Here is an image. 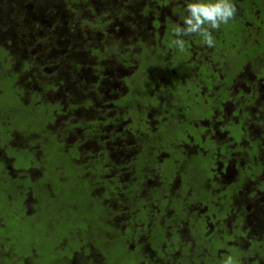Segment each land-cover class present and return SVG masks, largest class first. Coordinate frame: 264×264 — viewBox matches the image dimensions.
Returning <instances> with one entry per match:
<instances>
[{"label": "trees", "instance_id": "1", "mask_svg": "<svg viewBox=\"0 0 264 264\" xmlns=\"http://www.w3.org/2000/svg\"><path fill=\"white\" fill-rule=\"evenodd\" d=\"M0 1V48H4L10 58L13 57L12 72L5 78H9L11 81H15V77L20 79L22 73L25 72L20 67L21 62L24 68L31 67V61L34 62L32 66L36 67L34 69L32 67L33 70L31 69L29 78H33L35 83L32 84L36 86V92L41 95V97L38 95L37 99L47 101V107L52 114L61 115L65 112L61 111L63 107L73 111L88 108L93 110V92L102 93L97 96V102H95L96 104L100 103L106 93L105 84L109 81V83L113 82L116 77L104 66L110 64L116 68L118 64L126 60L125 69L122 71L124 72L127 67L133 65L132 58H129V55L123 51L127 46H125L126 43H123L125 38L118 36L119 32L124 31L121 29L122 26L130 28V31H136L131 23L132 16L128 14L130 4L126 7V3L131 0H15V3L13 0ZM149 1L154 10H149L146 1L143 4L140 2V7L144 12L148 10L153 13V21L157 24L160 18L156 9L159 8L158 5L167 6L169 14L168 18L164 19L165 22H168L167 19L169 20L173 16L171 6L178 8L174 13L178 15L176 22L169 21L165 24L167 29L164 30L172 42V45L168 46L169 50L175 47L177 51L173 53L171 59L156 58V61L151 62L153 65L150 73L145 71L149 76V82L146 83L148 90L157 93V97L167 92L172 93L174 97L164 101L156 99L153 106L146 104L142 107L139 106L141 102L132 101V96L129 97V94L136 92V89L127 86L126 90L123 87L121 96L115 99L113 104L110 103L112 104L110 107H116L119 111L107 119V125L111 126L108 130L110 137L106 139L103 137L101 139L104 140H101L97 136L101 132L100 129L92 127L93 132L89 131L90 135L82 144L87 143L86 147L93 146L92 148L88 147L87 151L83 147V151L86 153L83 157L80 148L71 149L70 145L64 152L60 141H56V137L53 136L50 146L53 147L59 160L54 162L48 160L45 164L41 163L43 160L40 162L35 160L39 162L38 166L44 165L43 168L49 170L47 172L50 179L47 180V183H43L42 180L35 185L34 183L38 182L43 177L42 175L34 183L30 180L28 189L30 191L27 192L25 188L24 190L20 189L21 199L24 201L22 207H25L28 202L29 205L34 202L33 190L41 185H45L51 195L47 199L51 201L53 209H55V201H59L58 198L65 197L67 201L71 202V206L55 211L56 219L52 218V220L58 221L57 224H53V229L61 232L60 240H58L63 241V237L67 236L70 238L68 244L75 242L69 247L64 245L63 249L61 251L59 249V251L70 255L74 250L82 251L80 250L81 246L86 244L88 249L90 248L89 251L96 254L89 256L94 261L87 259L89 264H102L108 249L114 248V252H117L123 242L126 243L122 244L123 248L134 250L137 260L142 259L146 262L152 260L156 264H158V260H165L169 254L163 252L162 255L163 241L160 236H154L157 225H160L159 232L163 229L173 234L177 245L191 249L183 264H197L201 261L205 264H216L214 259H211L212 256L203 257L215 254L210 246L202 243V240L209 242L207 237L213 232L204 228L201 231L194 230L195 226L192 223L188 225L191 228L184 227L188 221L186 214L190 211L195 213V208L192 207L194 205L204 206L205 203L210 207L208 201L211 199V195L218 193L222 198L218 200L221 211L217 218L222 216L220 221L226 225V230L222 225L216 226L221 229L220 237L225 235L231 237V235L237 234L236 238L240 237V239L238 246L235 247L242 250L240 257L248 256L249 264H258L260 256L264 257V92L254 97L249 91L256 89L257 85L259 88L264 86V16L260 19L259 16L254 17L253 15L259 6L262 7L261 2L264 3V0H256V2L238 0V3L231 0L235 6H239L238 13L228 23L221 24L219 29H209L216 44L215 47L209 48L205 46L204 37L200 33L178 35L177 29L183 30L188 27L184 20L187 16H191V13L188 12L189 4L215 2V0ZM10 3L12 13H10ZM256 6L258 7L256 8ZM14 8H16V12L13 11ZM241 8L244 12H241ZM84 10L90 14L85 16ZM259 13L260 9L256 15ZM88 17L91 18V21ZM88 23L92 25L89 26ZM152 27L156 28L155 25ZM205 27L207 28V25ZM259 27L261 30L258 29ZM43 30H50L48 37L53 38V35L57 40L59 39L61 45L56 48H62L63 52L58 58L55 57L51 60L40 57V54L45 53L43 44L33 45L25 36V32ZM88 37L92 39H88ZM177 39L184 41L183 49L175 43ZM126 40L128 43V38ZM161 40L156 42V47L160 51L163 48L166 52L165 45L163 47L164 43ZM201 44L204 45V48L200 47ZM55 45L47 48H53ZM119 46L122 50L117 51ZM148 46L145 45V47ZM196 48L195 55L192 56V50ZM84 53L96 56L100 60V65L94 66L103 67L100 69L101 73H93L94 66L90 67L91 72L87 70L89 66L83 61ZM15 55L19 59L17 69H15ZM7 60H9L8 57ZM163 65L167 66L166 70L155 69ZM0 66H2V59H0ZM177 67L182 68V71H177ZM142 70L135 69L133 72L129 70V73L127 70L122 82L126 84L128 81L136 80L137 74L140 76L144 73ZM46 73L50 75V79L46 78ZM183 73H187V75ZM84 77L92 79L89 82L91 86H87L88 88L83 87ZM79 79H82L83 84ZM242 85L246 87L247 92L241 90ZM233 86H236L237 89H234ZM59 89L62 90L60 93L62 97L59 94L60 99L52 96L53 100L46 96V93ZM16 90L21 97L23 87ZM124 90H126L125 94L122 95ZM233 98L234 100H232ZM225 101L234 105L232 117L239 119L238 124H235L237 120L231 119V128L224 127L223 124L219 125V127L222 126L220 127L222 132L227 128L232 141L226 142L224 138H215L213 132L209 131L206 125L200 128L204 136L200 135L197 138L195 129L189 126L188 122H192L197 128L196 124H199L195 116L204 113L203 117L214 123L215 120L212 116L215 107ZM200 106H203V111L199 109ZM156 107H158V111ZM154 109L157 112L151 113L150 110L155 111ZM208 109L209 111H207ZM179 110L184 114V118L181 119V122L179 121L176 130L171 132L170 130L178 119ZM69 113L74 117V113L70 111ZM52 114L48 115V121ZM150 117L155 122H152ZM53 118L55 119V116ZM248 118L251 120L248 122L249 124L258 125L257 136L258 134L259 136L251 145L248 143L249 148L240 163V157L237 160L233 159L228 153V148L242 138L245 126L242 128L241 124ZM127 119L128 121H126ZM52 122H54V127L59 130V136L56 132L54 134L63 137L64 132L60 131L62 122L56 119ZM97 123L98 120L92 125L95 126ZM49 133L52 135L51 131ZM196 146L197 148H195ZM91 149L94 150L91 151ZM159 150L166 152L165 157L175 150H178L182 156L171 159L172 167L169 170L164 166L166 165L164 164L165 158L160 166L155 165L157 161L155 158L159 155ZM94 151L98 153L95 154ZM31 152L32 149L29 150V153ZM198 152L206 159L199 162L203 173L202 179L194 177L191 161L194 154L197 155ZM49 155L48 148L46 156H44L45 159ZM126 157H131L130 164L121 167L123 165L121 161ZM230 159L233 163L238 162L236 163L234 183L227 185V181L217 182L216 179L219 178L217 171L219 168L224 170L228 165H232V162H229ZM65 160L67 161L65 162ZM224 161H228L229 164ZM29 165H33V163L30 161ZM38 166L35 167L38 169ZM159 169L161 171H158ZM223 170L222 177L224 176ZM152 173L158 175L155 177L153 187H149V191H146L145 194L141 193L143 179L150 178ZM21 177H25V175ZM28 177L31 179L30 173ZM175 177L181 181L180 187L169 185L168 181ZM247 181L252 185L246 186ZM235 193H238L236 195L241 202L233 201ZM226 199L230 201L229 204L224 203ZM5 200L7 201V199ZM79 205L83 207L82 213L74 215ZM49 206L47 203V207ZM222 211H233L235 216L225 219L228 215L226 216L227 213ZM143 212L146 213L145 216H143ZM22 213H24L23 210L20 211V214L15 211V219L20 218ZM119 215H126L125 219H129L137 225H133V229H129L133 233V237L131 235L125 237L124 233L121 236L120 230L115 224V221L118 223ZM207 215L206 213L197 214L198 221L195 225L208 223L207 220L211 216ZM163 220L165 224H161ZM142 222L146 224L140 225ZM142 227L147 228L149 236H151L148 244L149 251H146V246L138 239L139 235L135 230ZM15 232L20 233V230L15 229ZM191 232L192 235L194 232L199 234V238L196 240L199 244L198 249L190 243L192 236L189 234ZM18 235L15 236L18 237ZM98 238L102 241L100 248L96 246ZM153 238L161 240L152 243ZM58 240L57 242H59ZM130 243L133 248L128 247ZM141 244L144 247H135V245ZM171 244L175 246L173 242ZM56 249H58L57 246ZM56 249L53 247L51 251ZM65 251L68 252L65 253ZM36 252H38V245L32 244L29 247V253L35 259H37ZM227 253L236 259V255L231 254L232 252H221L220 254ZM256 256L259 259H256ZM27 261H19L16 264H27Z\"/></svg>", "mask_w": 264, "mask_h": 264}, {"label": "rangeland", "instance_id": "2", "mask_svg": "<svg viewBox=\"0 0 264 264\" xmlns=\"http://www.w3.org/2000/svg\"><path fill=\"white\" fill-rule=\"evenodd\" d=\"M12 1V0H10ZM146 1V5H149V10H154L152 8V3H150L149 0H131L126 3V7H128V14L132 16L131 23L134 25L136 31H130V28H125L124 26L121 27V29H124V31H121L118 33V36L124 37L125 39L128 38L129 42L127 43V40L123 39V43L125 44L126 48L123 49L124 52H126V55H129V58H132V64L131 66L126 68V71L131 70L132 72L135 69L141 70L144 72L143 74H137L135 78L136 80L128 83L122 82L123 76L125 75L126 71L122 72L123 69H125L124 64L126 60L120 64L116 68H113L110 64L106 67L108 69V72L112 73V75H116L113 82L109 83L107 82L105 84V95L104 99L101 100L100 103L97 102V96H99L102 93H97V91L93 92L94 94V101H93V110L88 109H77L75 111L68 110V108L63 107L61 108L62 114L55 115L50 113L49 108L47 107V101L45 102L42 99H37V96L40 95V93L36 92V86L32 83L33 78H29L31 75V69L34 62L31 61V67L28 68L23 66L22 62L20 64V67L25 72L22 73V76L20 79L18 77H15V81H11L7 77V75H10V72H12L13 68V62L12 58L9 57L8 52L4 48H0V59H2V66H0V264H16L17 262H25L27 261V264H89L87 262V259L89 261L94 262L89 256H92V254L88 249V246L86 244H83L81 246L82 251L77 252V250H74L68 254H64L60 252L64 245L65 247H69L74 241L71 242V244H68V241L70 240L69 237L65 236L63 237V241H59V235L61 232H57L53 229V224H57L58 221L52 220L56 219L57 213L55 211L61 210L62 208L66 206H71V202L67 201L65 197L58 198L59 201H55V209L52 207L51 201H49L47 198L51 197L49 192L47 191V188H45V185H41L37 187L34 191L35 198L34 202L29 205V202L25 204V207H22L24 202L22 198V194L20 192V189L24 188L28 191L30 183H34L35 180H38V182L34 183L35 185L38 184L43 180V183H47V180L50 179L48 176L49 170H45L43 167L44 165L38 166L39 162L42 161V164H45V162H48V160L58 161L59 157L57 156L56 152L54 151L53 147L50 146V141L52 140L53 136L56 137V141H60L61 145L64 147L63 151L66 152L68 150V146L70 145L71 149H81L82 154L81 156H85L84 153L87 151V148H92L93 145L87 146V143L82 144L84 140L88 138L90 135L89 131H92L91 128L95 127L96 129H100V133H98V137L101 139L104 137V139L109 138V125L108 120L109 117L116 115L119 111L116 107H110L113 104V101L117 99L119 96H121L122 88L124 87L126 90L128 89L127 86H131L136 89V92H132L129 94V97L133 99L132 101L140 103L139 106L144 107L146 104H151L152 106L155 104V100L158 99V101H164L167 98H173L174 96L172 93H164L157 97V93L152 92V90H148L147 88V82H149V76L146 75L145 71L150 73L151 66L153 65L151 62L153 60L156 61V58L161 59H171L173 57V53L177 50H175V47L169 50L170 48L168 46H171L172 42L168 39V36L166 35V26L165 24L169 21H175L178 18V15H175L174 13L177 12L178 8H175L171 6V12L173 16L167 19L168 22H165V18H168V12H167V6L164 5H158L159 8H156L157 11L160 13V18L158 19V24L153 21L152 15L153 13L149 12L148 10L143 11L140 7V2L143 4ZM181 0H178L180 2ZM1 2V1H0ZM136 2V3H135ZM13 3H15V0H13ZM135 3V4H134ZM262 7L259 6L258 9H260L259 18L261 19L262 16H264V3L261 2ZM163 6V7H162ZM258 6H256L257 8ZM9 8L11 9V3L9 4ZM16 12V8L14 10ZM85 16L89 15L90 13L85 11ZM142 12V13H141ZM12 13V9L10 11ZM155 13V12H154ZM238 13V12H236ZM257 13V11H255ZM93 16V15H92ZM65 18V17H64ZM67 18V17H66ZM89 21H91V18H89ZM152 20V21H151ZM95 22V21H94ZM93 22V23H94ZM152 23V24H151ZM262 23V22H261ZM89 24V23H88ZM263 24V23H262ZM92 24H89V26ZM152 25L156 26V28H153ZM264 25V24H263ZM121 26V25H120ZM131 27V26H129ZM120 29V28H119ZM48 31L50 30H43L39 32H25V36L27 39L31 42V44L35 45L36 43L43 44V48L45 53L40 54V57L43 58H49L52 60V58H58L60 53L63 51L62 48L58 49L57 46H60L61 43L59 39L57 40L53 35V38L48 37ZM135 33V34H133ZM155 34V35H154ZM88 39H92L91 37H88ZM162 39V40H161ZM161 40L163 44V47L165 45V49L162 48V51L158 50L156 47V42ZM56 44V45H55ZM55 45L53 48L48 49L47 47H51ZM145 45H149L148 47H145ZM174 45V44H173ZM46 46V47H45ZM167 46V47H166ZM206 47L209 48V46L206 44ZM216 44L212 47H215ZM162 47V46H161ZM201 48H204V45L201 44ZM122 50V48L119 46L117 48V51ZM195 50H192V56L195 55ZM168 53V54H167ZM162 55L161 57H159ZM7 57L9 60H7ZM84 63H86L87 70L91 72L93 69V73H101L99 68L94 65H100V60L97 59L96 56H93L89 53H84ZM18 56L15 55V69L18 67ZM189 61V60H188ZM172 63V62H171ZM178 63V62H177ZM131 64V63H130ZM174 64V63H173ZM172 64V65H173ZM102 65V64H101ZM94 66L95 68L90 69V67ZM36 66L33 67V69ZM14 69V70H15ZM32 69V70H33ZM155 69L160 70H166L167 66L163 65L161 67H156ZM154 69V70H155ZM118 71V72H117ZM121 71V72H120ZM177 71L181 72L182 68L177 67ZM127 73V74H128ZM238 73V72H237ZM91 74V73H90ZM187 75V73H183ZM47 79H50V75L48 73L45 74ZM12 78V77H11ZM14 78V77H13ZM92 79L89 77H84V85L83 87L91 86L89 82ZM25 81V82H24ZM43 81V79H41ZM80 83L83 84L82 79H79ZM24 83V84H23ZM172 83V82H171ZM126 86V87H125ZM23 87V95L20 97L18 91L16 89ZM16 88V89H15ZM88 88V87H87ZM234 89H237L236 86H233ZM101 90V89H100ZM123 91V94H125V91ZM242 91H247L245 86H241ZM254 91V90H253ZM62 92L61 89L58 91L50 93H46V96L48 98L57 97L60 99L62 95L60 94ZM60 94V97H59ZM43 96V95H42ZM53 96V97H52ZM26 99V100H25ZM54 100V98H53ZM24 105H23V104ZM44 103H46V106H44ZM112 103V104H110ZM202 103V102H201ZM30 104L34 105L31 106ZM132 104V103H131ZM27 105V106H26ZM203 106H200L199 109L202 110ZM231 104L227 103H219L218 106L214 110V117L212 118L215 120V122L220 118L225 120L228 117H231L230 110ZM152 108V107H151ZM150 108V109H151ZM158 111V107H156ZM155 110V109H154ZM74 113V117L69 113ZM156 110H150L151 113H156ZM203 111V110H202ZM209 111V109L207 110ZM144 113V111H143ZM51 115L56 120H60L62 122V130L64 133L63 137H58L59 130L54 127L55 119L51 116L50 121H48V115ZM178 119L174 123V127L170 130L171 132H174L176 130V127L179 125V121L181 122V119L184 118V114L181 110L178 112ZM205 114L201 113L200 115H196V121L199 125L196 124L197 128L195 127V124L192 122H188V125L191 126L193 129H195V136L197 138L200 137V135L204 136L202 133V130L200 128L202 126H205L209 124V121L206 119V117H203ZM96 117V118H95ZM151 121L155 122L152 117ZM47 119V120H46ZM203 119V120H201ZM98 123L92 125V123L97 122ZM128 121V119L126 120ZM194 119V122H196ZM51 122V123H50ZM218 123V122H217ZM77 124V125H75ZM220 124V123H219ZM64 129V130H63ZM179 130V128H177ZM51 131V134L49 133ZM57 133L54 134V133ZM93 132V131H92ZM177 132V131H176ZM193 136V137H195ZM213 136L217 139H220L222 137V134L220 131H213ZM60 138V139H59ZM205 138V137H204ZM101 139V140H104ZM73 144V145H72ZM75 144V146H74ZM72 145V146H71ZM83 147L86 148L85 151H83ZM48 148L50 150V159H45L44 156H46V152L48 151ZM56 148V146H55ZM197 148V146L195 147ZM32 149V152L29 153V150ZM187 149L190 150V148L187 147ZM94 149H91L93 151ZM163 150V149H162ZM167 150V149H166ZM204 150V149H202ZM170 151V150H169ZM159 155L155 158L157 160L155 162V165L160 166V163L163 161V158H165L164 165L169 170L172 167V161L171 159L181 157L182 154L175 150L167 157H165L166 152L159 150ZM95 154L98 152L94 151ZM38 160L39 162L35 161ZM203 160H206L204 157L201 156V154L198 152L197 155L194 154V157L191 158V161L193 163V170H194V177H198L202 179L203 173L202 169L199 167V162H202ZM32 162L33 165H29V162ZM67 160H65L66 162ZM131 161V157H126L124 160H122V166H129ZM227 162L228 161H224ZM238 163V162H236ZM236 163L232 162V165H228L224 170L222 168H219L217 171V176L219 178L216 179L217 182H226L227 185L230 183H234L235 181V169H236ZM229 164V163H228ZM38 166V169L35 167ZM43 168V169H42ZM50 169V168H49ZM41 170V172H40ZM52 170V169H51ZM222 170L224 172V176L222 177ZM48 171V172H47ZM158 171H161L160 169ZM42 172H45L44 174H41ZM30 173L31 179L28 177ZM153 175L150 178L143 179V183L141 186V193L149 191V187H153L155 182V177L158 176L156 173H152ZM25 177H21V176ZM238 177H240L239 173H237ZM221 176V177H220ZM33 177V178H32ZM237 177V179H238ZM236 179V182L238 180ZM31 180V182H30ZM16 181V182H15ZM169 185L172 184L175 187H180L181 181L177 180V177H175L172 180H169ZM242 183L243 181H239ZM158 183V179H157ZM149 185V186H148ZM246 186L252 185L249 183V181L246 182ZM33 186V185H32ZM254 187V186H253ZM34 188V186H33ZM229 194L230 191L228 190ZM238 193L233 194V201L234 202H241L239 197H237ZM251 195L252 192H251ZM7 199V201L5 200ZM221 199L220 195L214 194L211 195V199L208 201L207 206L206 203L204 206H195V213L190 211L186 214V217L188 221L186 222V226L184 228L188 229L191 228V223L195 226L194 230L201 231L202 228L208 231H211V233L207 238L209 239V242L207 240H202L203 244H206L210 246L211 250L215 254H209L204 255L203 257H210L211 259H214V262L216 264H249L248 256L246 258H243L244 256L240 257L242 255V250L238 249V240L240 237L236 238L237 234L231 235H225L222 238L220 237V230L216 228V226L222 225L224 230H226V225L221 223L222 216L218 217V214L220 215V206L218 200ZM47 203L50 205L47 207ZM20 207H22L20 209ZM23 210L24 213L21 214L20 218L15 219V211H17L18 214H20V211ZM83 207L82 205H79L77 212H75L74 215H78L82 213ZM99 210V209H98ZM189 210V209H188ZM54 211V212H53ZM75 211V209H74ZM53 212V213H52ZM226 212V211H222ZM100 213V211H99ZM132 213V212H131ZM200 213L208 214L211 216L207 220L208 223L204 222V225L197 224V214ZM28 217H27V215ZM97 215L98 212H97ZM146 213L143 212V216H145ZM207 215V216H208ZM52 216V217H51ZM126 216V215H125ZM124 215H119L118 223L115 221L116 227L120 230V234L122 236V233H124V236L130 235L133 237V233L129 229H133V225H135V222H132L129 219H125ZM231 216L226 217L225 219H229ZM28 218V219H26ZM25 219V220H24ZM99 219V216H98ZM115 219V218H114ZM165 224V221H161V224ZM145 222H142L140 225H145ZM150 226V225H149ZM188 226V228H187ZM15 229L20 230L19 232H15ZM160 225H157L154 230V236H160L163 244L162 246V255L163 252L168 253L169 255L166 257L165 260H158V264H183L185 261V257L189 252H191V249L189 247H183L176 244L175 239L173 237V234L168 233L166 230H163L159 232ZM138 232V239L144 243V246H146V251H149V239L151 236H149V231L147 228L142 227L135 229ZM127 232V233H126ZM159 233V234H158ZM18 235L15 236V235ZM152 234V233H151ZM192 236V239L190 240V243L193 245L194 248L198 249V243L197 239L199 238V234L194 232L192 235V232L189 234ZM168 237V238H167ZM57 238V239H56ZM59 239V240H58ZM161 239L153 238L152 243L159 242ZM57 240L59 242H57ZM65 242V243H64ZM175 246H173L171 244ZM57 243V245H56ZM32 244L38 245V252H36L35 259L32 254L29 253V247ZM97 248H100L102 246V241L100 239H97ZM126 244L125 242L121 243V245L118 247V251L114 252V248H109L108 253L106 254V258L104 257V260L102 261V264H156V262H146L144 260H137V255L134 250H127L126 247L123 248V245ZM56 246L58 249H56ZM141 245H135L136 248H140ZM143 246V247H144ZM55 247V251H51V248ZM128 247L133 248V245L130 243ZM60 249V251H59ZM136 251V250H135ZM68 251H65V253ZM221 252H232L231 254L236 255V259H234V256L227 254H220ZM29 253V255H27ZM96 255V254H95ZM216 255V256H215ZM30 258V259H28ZM256 259H259V257H255ZM30 260V261H29ZM209 260V259H207ZM189 262V260H188ZM262 262V263H261ZM264 263V257L260 256V261L258 264ZM197 264H205V262L201 261Z\"/></svg>", "mask_w": 264, "mask_h": 264}, {"label": "clouds", "instance_id": "3", "mask_svg": "<svg viewBox=\"0 0 264 264\" xmlns=\"http://www.w3.org/2000/svg\"><path fill=\"white\" fill-rule=\"evenodd\" d=\"M190 17H186L184 23L188 25L186 29H177L178 35H187L191 33H200L204 37V42L212 47L214 38L209 29H219L221 24H226L234 18L237 8L231 0H215L208 3H194L188 5ZM207 25V28L205 27ZM175 43L184 48V41L177 39Z\"/></svg>", "mask_w": 264, "mask_h": 264}, {"label": "flooded vegetation", "instance_id": "4", "mask_svg": "<svg viewBox=\"0 0 264 264\" xmlns=\"http://www.w3.org/2000/svg\"><path fill=\"white\" fill-rule=\"evenodd\" d=\"M237 3H238V0H235ZM240 1H242V0H240ZM244 1H250V2H256V0H244ZM258 1H260V0H258ZM243 5V4H242ZM241 5V6H242ZM240 6V7H241ZM236 8L238 9L239 8V6H236ZM243 9L241 8V12H244V11H242ZM255 11H257V13H258V9H256ZM255 11H254V13H253V15H254V17H258L259 15H256V13H255ZM159 16H160V13H159ZM161 17V16H160ZM154 18V16L152 15V18L151 19H153ZM259 30H261L260 29V27L258 28ZM257 86H259V85H257ZM257 86H255L256 87V89H253L254 91H249L251 94H252V96H256V95H258L259 93L260 94H262L263 92H264V86H263V88H259V87H257ZM245 92H247V91H245ZM232 100H234V98L232 99ZM223 103H227L228 105L229 104H231V102H229V101H225V102H223ZM231 108H232V110L230 111V114H231V117H228V118H226L225 120H223V119H220L219 118V120L218 121H216V122H214V123H211L208 119V121H209V124H207L206 125V128L207 129H209V131H211V132H213V131H220L221 132V134H222V137L221 138H224L225 139V141L226 142H231L232 140V138L229 136V131L227 130V128H226V130L225 131H221V128L220 127H222V126H224V127H226V126H228L229 128H231L232 126H230V124H231V119L232 118H234V120L236 121V123L235 124H238V122H239V119H237V117H232V114H233V109L235 108L234 107V105H232L231 104ZM217 107V106H216ZM215 107V108H216ZM237 114V113H236ZM235 114V116H237ZM213 117H214V114H213ZM230 120V121H229ZM251 120H249V118L248 119H245V121H244V123H242L241 124V127L242 128H244V126H245V131H244V135L242 136V138L239 140V141H237V142H235V143H233V144H231L230 145V148H228V153H229V155L233 158V159H235V160H237V158L238 157H240V159H241V161H240V163H242V161H243V157L245 156V154H246V152H247V150H248V148H249V144L251 145L252 143H254V141H255V139H256V137L258 138V136H259V134H258V136H257V127H258V125H254V123H251V124H249L248 122H250ZM218 122V123H217ZM220 123V124H219ZM221 124H223L222 126H220L219 127V125H221ZM249 143V144H248ZM247 145V146H246ZM245 160V159H244ZM229 162L231 163L232 162V160L230 159L229 160ZM236 163V162H235ZM217 194V193H216ZM220 197H221V195H220ZM222 198V197H221ZM225 204H229L230 203V201H228L227 199L225 200V202H224ZM195 206L196 205H194L193 207H192V204H191V207L192 208H195ZM226 216L227 217H229V216H231L230 218H232L233 216H235V214H234V212L233 211H226Z\"/></svg>", "mask_w": 264, "mask_h": 264}]
</instances>
